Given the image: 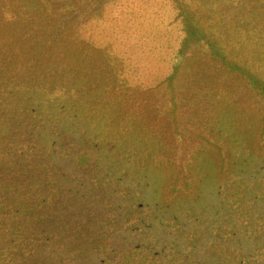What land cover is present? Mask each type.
Listing matches in <instances>:
<instances>
[{"label":"rangeland","instance_id":"rangeland-1","mask_svg":"<svg viewBox=\"0 0 264 264\" xmlns=\"http://www.w3.org/2000/svg\"><path fill=\"white\" fill-rule=\"evenodd\" d=\"M0 264H264V0H0Z\"/></svg>","mask_w":264,"mask_h":264},{"label":"trees","instance_id":"trees-1","mask_svg":"<svg viewBox=\"0 0 264 264\" xmlns=\"http://www.w3.org/2000/svg\"><path fill=\"white\" fill-rule=\"evenodd\" d=\"M227 68H228V71L232 74H241V75H244L246 73H249V69H247L246 67L244 66H240L232 61H229L228 62V65H227Z\"/></svg>","mask_w":264,"mask_h":264}]
</instances>
